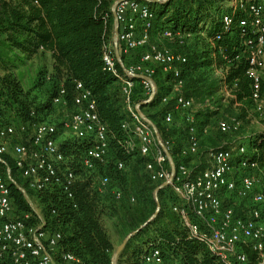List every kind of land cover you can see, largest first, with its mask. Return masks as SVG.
Segmentation results:
<instances>
[{
    "label": "built area",
    "instance_id": "1",
    "mask_svg": "<svg viewBox=\"0 0 264 264\" xmlns=\"http://www.w3.org/2000/svg\"><path fill=\"white\" fill-rule=\"evenodd\" d=\"M150 1L112 0L110 5L112 28L102 47L103 70L115 78L127 115L122 123L126 136L117 139L116 144L124 153L136 152L144 158L143 166L149 179L158 183L153 192L155 196L159 189L168 187L181 201L173 205L172 210L188 229V236L203 242L225 264H250L242 249L244 245L257 253L255 264H264V189L256 188L258 179L249 172L241 176L238 184L233 175L236 169L258 168L257 160L247 156L241 142L229 148L209 147L206 151L208 165L193 172L184 162L175 161L173 142L160 135L143 111V105L152 102L157 94L155 67L160 66L164 73L170 74L173 86H181L180 65L186 62L183 53L150 41L154 29ZM223 9L221 31L207 38L221 61L213 65L218 74L216 96L221 102L235 100L236 80L227 82L226 77L233 62L243 60L245 74L250 79L251 108L264 119V0H227ZM237 11L246 16L234 20ZM107 16V13L103 15L104 21ZM235 24L238 32L233 30ZM207 29L200 30L198 35L205 36ZM161 35L184 46L194 34L161 27ZM223 35L234 39L228 49L230 54L224 47H216L215 40ZM138 48L144 50L135 61L132 53ZM137 85L139 92L135 91ZM64 95L65 89L60 84L52 100L57 111H66L59 122L16 123L0 110V264H83L72 252L60 248L59 231L45 227L41 206L39 210L32 207V201L38 202L34 194L51 193L58 188L72 199L75 207V185L88 181V189L97 194L110 191L115 199L122 195L120 187L113 185L104 170L110 160V135L98 116L91 91L82 81H74L69 110ZM172 99L174 110L187 124V143L179 149L180 156L187 157L198 150L194 100L184 94ZM214 99V95H209L202 107L219 110ZM168 100L169 96L162 97V102ZM164 121H172L170 111ZM240 125L234 118H219L216 129L225 134L235 132ZM66 133L68 138L74 139V144L83 145L75 159L74 155L66 156L61 150L60 142L65 139L61 137ZM114 163L116 169H123L122 160L115 159ZM12 186L28 203V210L17 206ZM221 191L248 199L251 208L243 216L237 215L231 206L223 205ZM146 261L161 264L158 250H152Z\"/></svg>",
    "mask_w": 264,
    "mask_h": 264
},
{
    "label": "trees",
    "instance_id": "2",
    "mask_svg": "<svg viewBox=\"0 0 264 264\" xmlns=\"http://www.w3.org/2000/svg\"><path fill=\"white\" fill-rule=\"evenodd\" d=\"M226 1L149 2L154 13V29L168 27L194 34L189 45L187 43L180 46L185 48L181 53L186 56V62L180 65L181 78L185 84L184 95L196 96L202 103L206 97L214 95L218 108L222 103L215 95L218 81H207L206 76L196 77L195 74L201 69L204 74L206 70L210 71L214 64L219 65L221 62L217 50L211 47L207 38L221 31L220 15L224 11L222 5ZM111 3L112 0H0V105L12 111L11 119L16 123L47 120L51 114L60 113L57 111L58 107L52 104L59 85L65 89L64 98L67 100L69 110L74 81H82L91 91L98 116L110 135V160L104 168L105 173L111 178L113 185L117 184L122 192L121 197L115 199L110 191L100 195L88 189V181L78 182L73 190L75 207L72 206V199L67 198L58 188L51 193L34 194L41 206L45 227L59 231L60 248L72 252L83 264H112L115 247L111 241L110 228L112 232L117 230L125 233L123 238L129 232H135L118 253L115 264H152L146 261V257L154 249L159 252L161 264L174 262L225 264L203 242L188 236V229L182 224L178 213L166 207L169 199L166 196L169 193L168 187L158 190L160 207L156 211L153 192L158 183L149 179L143 166L144 158L136 152L124 153L116 144L117 139L126 136L122 123L127 119V115L115 78L103 70L102 47L109 38L112 28ZM105 13L108 15L106 21L103 19ZM243 16H246V13L237 11L233 19ZM206 27L208 29L205 36L198 35V32ZM233 30L239 31L237 24L233 26ZM233 42L234 39L227 35L215 40L216 47H224L228 54ZM143 50L144 48L134 50L133 60H138ZM45 53L51 58V73L46 76L45 71H38L31 87L24 91L13 70L27 59ZM245 69L246 64L243 60L234 61L226 81L236 80V98L230 101L251 107L250 79L246 76ZM154 80L158 88L157 94L152 102L143 105V111L160 135L169 139L166 135H169L172 123H166L164 116L174 110V104L172 98L162 102V97L168 96L163 86L167 82L171 85L172 78L169 73H164L161 67L157 66ZM46 81L50 85L44 92L43 99L36 104L30 95L33 91L43 88ZM135 91H140L138 85ZM0 110L6 115V111L1 108ZM219 113H221L219 110L211 111L203 107L194 110L196 118L204 114ZM230 118L241 122L235 132L239 131L242 126L241 118L239 116ZM185 130L187 133V127ZM73 144L74 139L65 138L60 142V147L66 156L74 155L75 159L83 145L72 146ZM251 145L254 149L251 157L257 160L258 167L264 172V135L254 138ZM72 147H76L75 150H72ZM180 148L176 151L173 143L175 161L184 162L188 166L186 162L188 156L181 157ZM115 159L124 162L123 169L115 168ZM140 169L146 173V181L141 179ZM12 195L19 208L29 209L28 203L13 186ZM130 198L134 200L131 201ZM122 217L125 220H122ZM146 221L148 223L143 225ZM242 249L247 255L248 262L255 264L257 253L247 245Z\"/></svg>",
    "mask_w": 264,
    "mask_h": 264
},
{
    "label": "rangeland",
    "instance_id": "3",
    "mask_svg": "<svg viewBox=\"0 0 264 264\" xmlns=\"http://www.w3.org/2000/svg\"><path fill=\"white\" fill-rule=\"evenodd\" d=\"M223 6L224 4L222 5V7ZM152 32H153V38H150V41L152 43L158 46H161V47L164 46V47L171 48L178 52H183V50L185 49L184 47L178 46L173 41L164 38L161 35V28L157 27L153 29ZM192 41L193 39L191 38V40H189L188 42V45ZM40 70L45 71L46 76H48L51 73V58L48 53L40 54V55L38 54L36 56H33L31 59H27L24 63L19 64V66L13 70V73L16 75V77L21 82V85L24 91H27L31 87L32 82L34 81L38 71ZM202 71L203 69L197 71L195 76L202 77L201 75H203L204 77L206 76L207 81L208 80H212L213 82L218 81V74L213 68H211L210 71L206 70L204 74ZM49 85L50 84L48 83V81H46L43 88L33 91L31 93L30 98L34 99L36 104L39 103V101L43 99L44 92L49 87ZM184 85L185 84H182L181 86H173L172 84L170 85V82H167V83H164L163 88L167 91L168 93L167 95L169 96V98H172L177 94H185ZM191 97L194 100L195 110H200V108L202 107L201 99H199L196 96H191ZM0 108L6 111L7 112L6 115L9 118H11L12 111L10 109H6L5 107L1 105H0ZM219 111L221 113H219L218 115L204 114V116L202 115L197 118L195 116L197 113H195L194 115L197 138H198V150L195 154L189 155L186 158V162L189 168H191L193 172H196L199 169H203L208 165V158L206 155V149L208 147L224 146L226 148H229L241 142L243 145H245L247 149V156L251 157L254 153L253 145H251V142L257 136L264 135V119L262 116L253 112L252 108L249 105H242L239 102H232L230 100H226L222 102L221 105L219 106ZM65 114H66V111L61 112V113L55 112L51 114L50 116H48L47 120L51 119L55 122H59L64 119ZM171 115H172V121H171L172 127L170 128L169 135H166V136L171 141H173L176 151H177L178 148H180L181 146L187 143V133L185 130L187 125L185 123L184 118L180 115L178 111L171 110ZM233 116H239L241 118L242 126L239 129V131L225 133V134L220 133L216 129L217 120L219 118H230ZM204 128L207 129V132H203ZM62 138H68L67 133L62 134L61 139ZM245 172H249V174H252L253 176H255L256 179H258L256 188L264 189V172L259 167L253 170L236 169L235 174L233 175L238 183H239L241 176ZM139 175L143 181L147 180L146 173L143 171V169H140ZM166 196L167 198H169L166 203L167 208L172 209L173 205H179L181 202L170 189H169V193ZM220 197H221V201L223 205L231 206L238 215L243 216L251 208V203L248 199H243L236 194H229V193H224L223 191H221ZM158 198L159 197L154 195V199L156 201V209L160 207L158 204ZM31 204L33 208L39 210L38 202L32 201ZM123 219L124 217H122V220ZM123 223H126V222H123ZM113 233H115V235L117 236L118 241H121L125 238V237L123 238V235L125 233L118 232L117 230L115 232L113 230L112 234ZM128 234H130V232ZM128 234H126V236ZM132 237L133 235L130 238ZM115 261H117V258Z\"/></svg>",
    "mask_w": 264,
    "mask_h": 264
},
{
    "label": "water",
    "instance_id": "4",
    "mask_svg": "<svg viewBox=\"0 0 264 264\" xmlns=\"http://www.w3.org/2000/svg\"><path fill=\"white\" fill-rule=\"evenodd\" d=\"M158 209H156V211H157ZM156 211H155V213H156ZM154 213V214H155ZM154 216V215H153ZM152 218V217H151ZM150 218V219H151ZM149 219V220H150ZM148 220V221H149ZM148 221H146L143 225H146L147 223H148ZM134 233L135 232H132V233H130V234H128L123 240H122V242L120 243V245L115 249V251H114V253H113V257H112V261L113 262H115V260H116V258H117V255H118V253L123 249V247L125 246V244H126V242L128 241V239L132 236V235H134Z\"/></svg>",
    "mask_w": 264,
    "mask_h": 264
},
{
    "label": "crops",
    "instance_id": "5",
    "mask_svg": "<svg viewBox=\"0 0 264 264\" xmlns=\"http://www.w3.org/2000/svg\"><path fill=\"white\" fill-rule=\"evenodd\" d=\"M151 36H152V37H151ZM151 36H150V38H153V32H151ZM109 233L112 234V229H111V228L109 229ZM111 241H112V243H113L115 249H116V248L120 245V243H121V241H118V238H117V236L115 235V233H113V234L111 235Z\"/></svg>",
    "mask_w": 264,
    "mask_h": 264
}]
</instances>
